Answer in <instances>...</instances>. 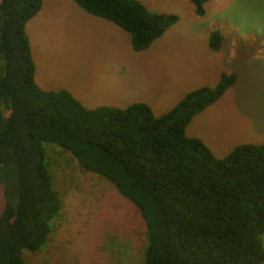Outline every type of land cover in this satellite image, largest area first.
<instances>
[{
    "label": "trees",
    "instance_id": "1",
    "mask_svg": "<svg viewBox=\"0 0 264 264\" xmlns=\"http://www.w3.org/2000/svg\"><path fill=\"white\" fill-rule=\"evenodd\" d=\"M126 30L136 50L178 20L139 0H73ZM199 15L210 0H191ZM43 0H0V264H27L24 251L47 243L62 197L48 145L82 169L112 181L139 209L146 227L144 264L264 263V142L218 157L188 136L192 118L217 101L235 76L189 92L168 112L148 103L84 106L65 89H43L26 30ZM224 35L215 29L210 46Z\"/></svg>",
    "mask_w": 264,
    "mask_h": 264
},
{
    "label": "rangeland",
    "instance_id": "2",
    "mask_svg": "<svg viewBox=\"0 0 264 264\" xmlns=\"http://www.w3.org/2000/svg\"><path fill=\"white\" fill-rule=\"evenodd\" d=\"M139 1L178 16L142 50L126 30L75 1L43 0L26 24L37 84L65 89L88 108L145 102L161 115L189 92L234 75L186 134L218 157L238 144L264 142V0H210L204 15L191 0ZM215 29L224 35L218 51L210 46ZM47 155L63 208L41 250L24 251L27 264H144L147 232L138 207L60 146L48 145ZM5 200L0 188V212Z\"/></svg>",
    "mask_w": 264,
    "mask_h": 264
}]
</instances>
